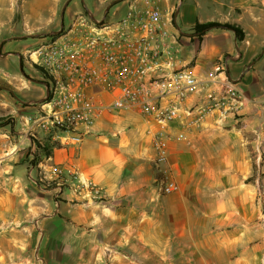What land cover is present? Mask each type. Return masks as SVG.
<instances>
[{
  "label": "crops",
  "instance_id": "1",
  "mask_svg": "<svg viewBox=\"0 0 264 264\" xmlns=\"http://www.w3.org/2000/svg\"><path fill=\"white\" fill-rule=\"evenodd\" d=\"M133 1L119 0L96 20L121 18ZM157 2L176 39L175 68L195 77L197 89L179 118L163 124L132 109L104 113L78 146L59 147L35 128L48 79L23 63L27 39H4L0 264H264V0ZM208 23L219 27L196 29ZM228 82L241 93L236 114L214 111L190 127ZM173 99L158 97L153 112ZM159 131L169 141L156 166ZM164 174L177 184L169 195L159 191Z\"/></svg>",
  "mask_w": 264,
  "mask_h": 264
},
{
  "label": "built area",
  "instance_id": "2",
  "mask_svg": "<svg viewBox=\"0 0 264 264\" xmlns=\"http://www.w3.org/2000/svg\"><path fill=\"white\" fill-rule=\"evenodd\" d=\"M162 19L157 0H135L119 19L93 22L90 16L77 15L28 51L27 61L48 79L46 96L31 119L35 128L53 137L59 147H68L91 135L104 113L132 109L154 115L157 124L179 118L180 104L198 83L187 70L175 68L176 39L163 29ZM222 71L221 65L215 69ZM166 95L174 97L170 105L153 112L155 99ZM206 100L190 119V127L214 111L222 118L235 115L241 93L228 82L222 96L211 93ZM168 141L160 131L153 137L156 166L166 162ZM52 173L57 176L62 171ZM176 190L177 184L162 175L160 193Z\"/></svg>",
  "mask_w": 264,
  "mask_h": 264
},
{
  "label": "rangeland",
  "instance_id": "3",
  "mask_svg": "<svg viewBox=\"0 0 264 264\" xmlns=\"http://www.w3.org/2000/svg\"><path fill=\"white\" fill-rule=\"evenodd\" d=\"M98 1L96 3L95 0H0V55L2 56L6 50L3 47L4 39L14 40L16 43L12 45L27 39L26 49L30 51L50 33L59 32L61 26L69 25L70 20L77 15L90 16L96 20L119 0H103L100 3ZM112 13L113 10L110 11L109 18ZM32 39L36 41L31 42ZM7 59L12 66L20 70V60L15 53ZM22 59L23 63L27 61L25 57ZM30 70L43 76L38 68L32 67Z\"/></svg>",
  "mask_w": 264,
  "mask_h": 264
},
{
  "label": "trees",
  "instance_id": "4",
  "mask_svg": "<svg viewBox=\"0 0 264 264\" xmlns=\"http://www.w3.org/2000/svg\"><path fill=\"white\" fill-rule=\"evenodd\" d=\"M214 27L216 28V27H219V26L215 25L213 23H208L206 25H196V29H198L200 31H202L204 29H207V28H214ZM223 27L226 28V29L232 30L236 34L237 38H240V31H239V29L237 27L232 26V25H224Z\"/></svg>",
  "mask_w": 264,
  "mask_h": 264
},
{
  "label": "water",
  "instance_id": "5",
  "mask_svg": "<svg viewBox=\"0 0 264 264\" xmlns=\"http://www.w3.org/2000/svg\"><path fill=\"white\" fill-rule=\"evenodd\" d=\"M109 10V7L106 9V12ZM91 20L93 21V22H97L96 20H95V18H93V17H91Z\"/></svg>",
  "mask_w": 264,
  "mask_h": 264
}]
</instances>
